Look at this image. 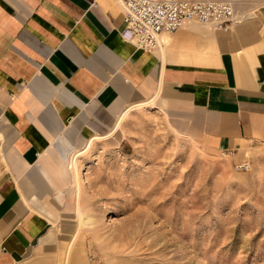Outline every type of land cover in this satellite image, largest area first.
<instances>
[{
    "label": "crops",
    "instance_id": "obj_1",
    "mask_svg": "<svg viewBox=\"0 0 264 264\" xmlns=\"http://www.w3.org/2000/svg\"><path fill=\"white\" fill-rule=\"evenodd\" d=\"M237 18L141 50L118 0H0V264H65L72 158L134 108L216 152L264 150V6Z\"/></svg>",
    "mask_w": 264,
    "mask_h": 264
},
{
    "label": "rangeland",
    "instance_id": "obj_2",
    "mask_svg": "<svg viewBox=\"0 0 264 264\" xmlns=\"http://www.w3.org/2000/svg\"><path fill=\"white\" fill-rule=\"evenodd\" d=\"M219 1L239 18L264 6ZM70 170L74 186L55 225L65 264H264L262 149H207L145 106Z\"/></svg>",
    "mask_w": 264,
    "mask_h": 264
},
{
    "label": "built area",
    "instance_id": "obj_3",
    "mask_svg": "<svg viewBox=\"0 0 264 264\" xmlns=\"http://www.w3.org/2000/svg\"><path fill=\"white\" fill-rule=\"evenodd\" d=\"M124 12L122 38L136 49L153 50L161 35H171L189 23L227 32L238 21L228 1L118 0Z\"/></svg>",
    "mask_w": 264,
    "mask_h": 264
},
{
    "label": "bare ground",
    "instance_id": "obj_4",
    "mask_svg": "<svg viewBox=\"0 0 264 264\" xmlns=\"http://www.w3.org/2000/svg\"><path fill=\"white\" fill-rule=\"evenodd\" d=\"M94 142V141H93ZM92 145L90 144L85 150L78 152L75 156H73L72 160V169L77 172V159L82 156L87 150L90 149Z\"/></svg>",
    "mask_w": 264,
    "mask_h": 264
}]
</instances>
